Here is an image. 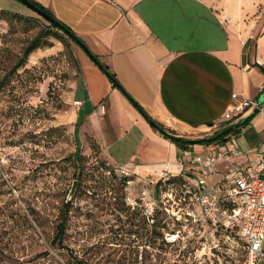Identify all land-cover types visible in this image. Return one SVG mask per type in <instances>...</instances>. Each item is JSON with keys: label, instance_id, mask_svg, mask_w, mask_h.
<instances>
[{"label": "crops", "instance_id": "1", "mask_svg": "<svg viewBox=\"0 0 264 264\" xmlns=\"http://www.w3.org/2000/svg\"><path fill=\"white\" fill-rule=\"evenodd\" d=\"M69 26L110 67L149 114L176 135L204 138L245 100L257 103L234 123L260 108L229 142L242 152L231 162L252 171L264 150V15L262 0H35ZM0 9L21 10L16 0ZM83 79L76 84L68 121L80 137L93 135L111 165L128 164L158 179L193 175L187 152L165 138L113 86L82 50ZM102 106L104 110L102 111Z\"/></svg>", "mask_w": 264, "mask_h": 264}, {"label": "rangeland", "instance_id": "2", "mask_svg": "<svg viewBox=\"0 0 264 264\" xmlns=\"http://www.w3.org/2000/svg\"><path fill=\"white\" fill-rule=\"evenodd\" d=\"M16 2L24 12H0V264H248L237 229L206 232L187 245L170 243L164 225L152 224L126 201L125 181L95 137H80L61 121L84 78L83 49ZM261 10L264 15V0ZM39 34L52 46L43 44L13 72ZM236 118L219 123L217 131Z\"/></svg>", "mask_w": 264, "mask_h": 264}, {"label": "built area", "instance_id": "3", "mask_svg": "<svg viewBox=\"0 0 264 264\" xmlns=\"http://www.w3.org/2000/svg\"><path fill=\"white\" fill-rule=\"evenodd\" d=\"M253 105L257 103L245 100L227 111L224 118L231 120ZM241 154L229 141L208 145L201 152H187L185 160L194 174L180 180L174 179L168 169L158 179H152L138 174L128 164L112 167L125 181L126 201L139 206L152 224L164 225L168 242L187 245L206 232L237 229L247 250L248 264H261L264 260V150L255 171L241 165L229 167L226 173L221 171L223 163Z\"/></svg>", "mask_w": 264, "mask_h": 264}, {"label": "trees", "instance_id": "4", "mask_svg": "<svg viewBox=\"0 0 264 264\" xmlns=\"http://www.w3.org/2000/svg\"><path fill=\"white\" fill-rule=\"evenodd\" d=\"M30 1L33 2L41 10L46 12L48 15L53 17L55 20L60 22L67 29V30H64L63 28L58 26L56 23H54L51 20L47 19L48 22L50 23V27L47 28L48 30H56V31L62 32L63 36H61V38L63 40H65V36H66L67 39H70L71 41L77 43L76 40L72 36V34H73L77 38H79L81 41H83L69 26H67L62 21H60L53 14V12L50 9H48L47 7H45L44 5H42L41 3H39V2H37L35 0H30ZM0 12L4 13L7 16H12V15L16 14V13H13V12H10V11H6V10H3V9H0ZM41 33H43V32H41ZM42 39H43L42 35L39 34L38 36H36L29 43V45L26 47V49L24 51L23 57L14 66V68L12 70L13 72L17 71L20 67L24 66L26 64V62H27V59H28L29 55L33 51H35L37 48L41 47L43 44H46L48 46H52L51 42L46 40L43 43ZM94 55L97 58V61L96 62L94 61V62L98 66L99 65H103L104 72L108 76L109 80L112 82L113 86L118 88L127 97V99L146 118V120L153 126V128H155L157 131H159L165 138H168L172 142H174L182 150H188L190 148V146H194L196 144L207 145V146L208 145L224 144V143H226L227 141H229L231 139L233 134H237L240 131L241 127L246 125L247 121L252 119L260 111V108H255L254 111L248 117L240 120L239 122H237V123H235L233 125H230V126H227L225 128H222V129L218 130L217 132H215L214 134H212L211 136H208V137H204V138H200V139H189V138H185V137H182V136H178V135L175 134V132H173L171 130H168L167 128H165V126L161 122H159L155 118H153L149 114V112L145 109V107L143 105H141L139 103V101L125 89L123 84L118 79L117 75L110 69V67L107 66L106 64L102 63V61L100 60V58L96 54H94ZM256 65L264 73V67L262 65H259V64H256ZM174 179L179 180V178H174ZM69 208L70 207H69V204H68L66 215L62 219V221L58 224V233H57V235L55 237L56 241L62 242L63 237L65 235V232H66V229H67V223H68V216L67 215H68Z\"/></svg>", "mask_w": 264, "mask_h": 264}, {"label": "water", "instance_id": "5", "mask_svg": "<svg viewBox=\"0 0 264 264\" xmlns=\"http://www.w3.org/2000/svg\"><path fill=\"white\" fill-rule=\"evenodd\" d=\"M22 3H24L25 5H27L29 8H31L32 10L38 12L41 16L45 17L48 20H51L52 22L56 23L58 26H60L61 28H63L64 30H67L60 22H58L57 20H55L53 17H51L50 15H48L46 12H44L43 10H41L39 7H37L33 2H31L30 0H19ZM69 32V31H68ZM73 38L76 40V42L81 46V48L88 54V56L93 60V61H97V58L95 57V55L92 53V51L89 49V47L87 46V44L83 41H81L79 38H77L75 35H73ZM99 68L101 70L104 71V67L103 65H99ZM264 105V90L263 93L261 94L260 98H259V107H262Z\"/></svg>", "mask_w": 264, "mask_h": 264}]
</instances>
